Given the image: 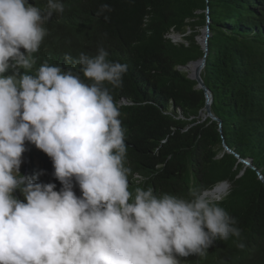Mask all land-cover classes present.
I'll list each match as a JSON object with an SVG mask.
<instances>
[{
  "label": "trees",
  "instance_id": "1",
  "mask_svg": "<svg viewBox=\"0 0 264 264\" xmlns=\"http://www.w3.org/2000/svg\"><path fill=\"white\" fill-rule=\"evenodd\" d=\"M46 11L47 0H28ZM54 12L36 63L70 71L85 83L81 52L95 56L103 46L108 59L128 66L120 87H108L119 107L130 168L129 190L151 187L155 195L191 199L228 184L219 206L237 221L241 235L217 239L203 257L179 258L182 264H264V184L253 170L224 151L225 144L251 162L264 179V0H62ZM107 4L109 9H102ZM208 9L210 37L201 78L211 95L210 110L221 124L203 118L205 95L184 66L205 52L197 41ZM180 35L174 42L171 35ZM23 52V49H21ZM70 55L73 61H66ZM21 73L23 69L19 70ZM9 71L5 75H11ZM21 176L62 187L45 153L28 143ZM136 174L142 183L134 179ZM73 191L82 195L73 179ZM204 192V193H205ZM12 195L24 201L17 190ZM244 243L243 249L237 247Z\"/></svg>",
  "mask_w": 264,
  "mask_h": 264
},
{
  "label": "clouds",
  "instance_id": "2",
  "mask_svg": "<svg viewBox=\"0 0 264 264\" xmlns=\"http://www.w3.org/2000/svg\"><path fill=\"white\" fill-rule=\"evenodd\" d=\"M64 11L62 0H47L45 12L28 0H0V264H182L217 239L239 238L223 197L199 187L191 199L129 190L125 130L105 86L120 87L128 66L109 60L103 46L74 61L90 84L47 62L28 74L48 34L43 25ZM25 141L51 158L59 191L35 182L43 172L20 175Z\"/></svg>",
  "mask_w": 264,
  "mask_h": 264
},
{
  "label": "water",
  "instance_id": "3",
  "mask_svg": "<svg viewBox=\"0 0 264 264\" xmlns=\"http://www.w3.org/2000/svg\"><path fill=\"white\" fill-rule=\"evenodd\" d=\"M205 14H206V22H205V26L202 29L203 30V33H202L203 37H202L201 42L200 43L198 42L201 45V48L203 49V51L205 52V55L200 61H195V62H192V63L184 66V69L187 70V69H189V65H193V67H194V69L192 70L193 74L191 76L188 74V78H190L191 80H194L196 82V88L201 89L204 92L205 106H204L203 118L209 117L211 120L218 122V129H219V132L221 133V124H220L219 120L212 114V112L210 110V105L212 102L211 95H210L207 87L205 86V84L201 78V75H200L201 70L204 66V58L207 54L208 39L210 37L208 9L205 10ZM202 30H201V32H202ZM222 146H223L224 151L228 154L233 155L236 158V160L238 161V163L242 166V170H241L239 175H242L247 169L253 170L255 172L257 178L264 184L263 176L260 174L259 171L255 170L254 166L251 164L250 161L240 158L237 154L232 152L225 144H222ZM221 184H225L228 187L227 183H221Z\"/></svg>",
  "mask_w": 264,
  "mask_h": 264
},
{
  "label": "rangeland",
  "instance_id": "4",
  "mask_svg": "<svg viewBox=\"0 0 264 264\" xmlns=\"http://www.w3.org/2000/svg\"><path fill=\"white\" fill-rule=\"evenodd\" d=\"M202 33H203V30H202L200 36L197 37V40H198L199 43L201 42L202 37H203V34ZM171 37H172V39H173L174 42H180L182 40V36L177 35V34L176 35L173 34V35H171ZM193 69H194L193 65H189V69H187L185 71L191 76L193 74V71H192ZM26 146H27V144H25V147ZM24 166H25L24 156L22 154V164H21V167L19 169L20 174L22 173V169H24ZM219 185H222V184H219ZM224 188H225V191H224V193L220 197H224L226 195V193H227L228 187H227V190H226V186H224ZM208 196H212V195H208ZM212 197H215V196H212Z\"/></svg>",
  "mask_w": 264,
  "mask_h": 264
},
{
  "label": "bare ground",
  "instance_id": "5",
  "mask_svg": "<svg viewBox=\"0 0 264 264\" xmlns=\"http://www.w3.org/2000/svg\"><path fill=\"white\" fill-rule=\"evenodd\" d=\"M224 186H226V185L225 184L217 185L214 188H212L211 190L207 191L205 193V195H207V196L208 195H212V196H215V197H220L225 191Z\"/></svg>",
  "mask_w": 264,
  "mask_h": 264
}]
</instances>
